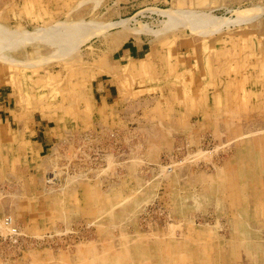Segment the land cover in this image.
<instances>
[{"label":"rangeland","instance_id":"rangeland-1","mask_svg":"<svg viewBox=\"0 0 264 264\" xmlns=\"http://www.w3.org/2000/svg\"><path fill=\"white\" fill-rule=\"evenodd\" d=\"M0 91V264H264V0H0Z\"/></svg>","mask_w":264,"mask_h":264},{"label":"crops","instance_id":"crops-1","mask_svg":"<svg viewBox=\"0 0 264 264\" xmlns=\"http://www.w3.org/2000/svg\"><path fill=\"white\" fill-rule=\"evenodd\" d=\"M145 46L144 43L140 42L137 43L134 40H131L129 38L124 39L121 41V43L117 46V51H119L118 57L123 56L124 58H132L136 59L139 57H142L145 54ZM137 61V59H136ZM3 92L0 91V94ZM111 89L108 86H103L102 90L97 94V100L101 102L103 99L105 102L108 101L109 96H111ZM3 98V97H2ZM114 98L111 96V99ZM41 122V123H40ZM33 131L31 141L34 142L36 147L42 148V145L46 144L48 141H52L53 134L51 133V127L52 125H49L48 123L42 122V121H36L33 124ZM52 138V139H51Z\"/></svg>","mask_w":264,"mask_h":264},{"label":"built area","instance_id":"built-area-1","mask_svg":"<svg viewBox=\"0 0 264 264\" xmlns=\"http://www.w3.org/2000/svg\"><path fill=\"white\" fill-rule=\"evenodd\" d=\"M4 222L5 223H10L9 221H8V218L7 217H5L4 219ZM7 234H8V237L12 240V241H15L16 240V231H15V228H13V230L12 231H7Z\"/></svg>","mask_w":264,"mask_h":264}]
</instances>
